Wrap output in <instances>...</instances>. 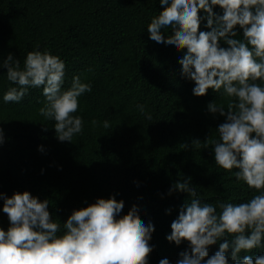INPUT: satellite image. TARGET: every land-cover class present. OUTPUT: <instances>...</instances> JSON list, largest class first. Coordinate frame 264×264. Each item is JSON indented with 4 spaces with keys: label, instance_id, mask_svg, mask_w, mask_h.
Wrapping results in <instances>:
<instances>
[{
    "label": "trees",
    "instance_id": "1",
    "mask_svg": "<svg viewBox=\"0 0 264 264\" xmlns=\"http://www.w3.org/2000/svg\"><path fill=\"white\" fill-rule=\"evenodd\" d=\"M213 10L223 14L219 6ZM161 11L159 0H0V63L11 53L23 68L28 52H48L65 63L62 90L70 88L74 76L92 89L78 98L73 114L83 120L82 133L72 142H59L54 121L39 115L45 103L42 88H29L20 102L5 103L4 94L17 85L0 68V128L5 136L0 193L11 197L28 191L41 202L47 199L57 223L98 198L114 196L124 201L117 218L136 206L145 224L154 225L148 264L161 259L177 264L189 242L176 245L166 237L191 197L169 195L174 183L191 177L201 202L216 206L217 213L220 203L239 204L260 193L236 179L238 169L229 172L216 165L213 144L226 118L209 113L207 105L215 102L227 110L228 98L223 90L212 89L193 95L195 83L182 75L179 63L187 49L177 51L149 38L147 25ZM199 15V31H210L205 13ZM235 31L242 39L238 25ZM162 33L167 38L171 29ZM220 46L228 47L223 40ZM138 105L144 106L143 113ZM194 139L201 141L199 147L191 144ZM2 208L0 199V228L7 231L10 222ZM223 242L208 246L209 257ZM245 254L262 255L264 246L241 257ZM227 255L232 264L231 249Z\"/></svg>",
    "mask_w": 264,
    "mask_h": 264
},
{
    "label": "clouds",
    "instance_id": "2",
    "mask_svg": "<svg viewBox=\"0 0 264 264\" xmlns=\"http://www.w3.org/2000/svg\"><path fill=\"white\" fill-rule=\"evenodd\" d=\"M163 11L147 25L149 38L174 47L187 49L179 60L182 75L195 83L193 95L200 97L209 89L228 98L227 110L215 102L207 105L208 112L224 116L217 128L219 139L213 144L214 161L225 171L234 173L250 189L260 194L239 204L202 203L191 177L178 180L169 189L188 193L177 219L171 223L169 242L180 245L189 242V250L180 253L177 264H264V254L250 253L264 246V0H159ZM219 6L222 15L214 8ZM205 13L206 27L199 31ZM243 38L237 39L236 26ZM170 28L165 38L162 30ZM228 47H221L220 41ZM6 69L11 87L3 101L20 102L29 88H42L45 103L39 115L54 121L56 139L72 142L82 133L83 120L73 115L78 111V98L91 92V86L72 78L71 86L62 90L65 82V63L48 52H28L21 68L11 53L0 63ZM259 81V83H258ZM141 113L143 105H138ZM151 120V115L147 116ZM93 126L98 122L91 121ZM108 129V121L103 122ZM47 131V126L43 128ZM5 142L0 128V145ZM199 139L192 140L199 147ZM183 147L187 149L188 143ZM39 151L43 152L41 146ZM3 213L10 227L0 228V264H148L153 251L149 241L154 225L140 218L136 206L120 216L124 201L115 197L98 198L95 203L73 210L65 222H53L47 199L40 201L30 192L14 193L11 197L0 193ZM228 237H232L230 240ZM219 250L209 257L208 246L219 240ZM207 257V259H205ZM159 264H169L161 259Z\"/></svg>",
    "mask_w": 264,
    "mask_h": 264
}]
</instances>
